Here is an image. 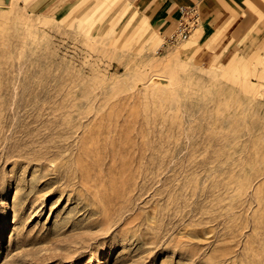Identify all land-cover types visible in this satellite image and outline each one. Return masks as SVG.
Here are the masks:
<instances>
[{
  "label": "rangeland",
  "instance_id": "374dc122",
  "mask_svg": "<svg viewBox=\"0 0 264 264\" xmlns=\"http://www.w3.org/2000/svg\"><path fill=\"white\" fill-rule=\"evenodd\" d=\"M30 3L0 0V264H264V59Z\"/></svg>",
  "mask_w": 264,
  "mask_h": 264
},
{
  "label": "crops",
  "instance_id": "0c3cea01",
  "mask_svg": "<svg viewBox=\"0 0 264 264\" xmlns=\"http://www.w3.org/2000/svg\"><path fill=\"white\" fill-rule=\"evenodd\" d=\"M82 1L31 0L29 5L36 13L46 12L64 17ZM120 1L126 5L125 13L131 9V13L126 16L128 19L136 14L137 20L145 19L150 27L160 33L174 29L179 15L178 7L195 6L199 23L189 37L195 50L205 49L207 57L219 53L239 57L249 52L255 53L254 58L264 59V0Z\"/></svg>",
  "mask_w": 264,
  "mask_h": 264
},
{
  "label": "built area",
  "instance_id": "2783aa9c",
  "mask_svg": "<svg viewBox=\"0 0 264 264\" xmlns=\"http://www.w3.org/2000/svg\"><path fill=\"white\" fill-rule=\"evenodd\" d=\"M178 11L176 25L170 34L164 36L161 46L188 39L199 23V15L195 6H180Z\"/></svg>",
  "mask_w": 264,
  "mask_h": 264
},
{
  "label": "bare ground",
  "instance_id": "6f19581e",
  "mask_svg": "<svg viewBox=\"0 0 264 264\" xmlns=\"http://www.w3.org/2000/svg\"><path fill=\"white\" fill-rule=\"evenodd\" d=\"M29 6H31V5H29ZM34 8H35V7H34ZM184 50H186V49H183V51H184Z\"/></svg>",
  "mask_w": 264,
  "mask_h": 264
}]
</instances>
